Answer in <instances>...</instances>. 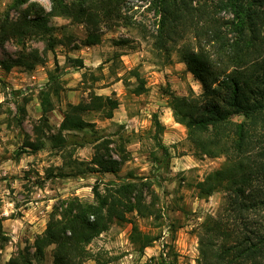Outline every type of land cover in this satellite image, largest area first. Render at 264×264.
Returning <instances> with one entry per match:
<instances>
[{
  "label": "trees",
  "instance_id": "trees-1",
  "mask_svg": "<svg viewBox=\"0 0 264 264\" xmlns=\"http://www.w3.org/2000/svg\"><path fill=\"white\" fill-rule=\"evenodd\" d=\"M157 14V29L152 33L154 50L166 53L168 62L172 52L197 78L203 91L179 96L171 94L170 107L177 122L187 129L195 153L201 156L226 157L223 165L197 182L198 195L207 198L222 191L224 198L216 215L203 222L199 233L198 264H264V0H145ZM24 4L27 6L20 9ZM12 7L21 11L13 17L9 10L0 16V47L12 40L20 47L16 56L0 58L6 72L14 67L32 71L48 60V52L62 43L76 45L73 35H56L54 17L84 24L86 36L81 44L93 46L102 42V26L132 25L127 14L126 0H51L50 9L33 0H13ZM226 11L231 18L217 15ZM192 27L196 44L183 42V34ZM32 40H44L45 48L32 47ZM121 39L116 44H125ZM75 66L84 67L82 58L68 57ZM56 66L58 63L56 61ZM134 92L146 90L145 79L137 69ZM84 78L86 74L84 73ZM60 82L49 71L48 81L39 91L41 116L34 126V136H27L18 152L36 153L47 146L60 152L62 165L57 177L94 176L93 200L79 196L59 199L53 205L46 228L34 241V250H23L16 264H43L46 251L53 248V264H85L95 259L104 264L89 245L109 229L112 222L122 223L130 214L151 216L155 204L146 202L150 183L142 177L124 180L105 179L107 173H118L123 159L114 157L109 145L95 141V151L89 161L72 154V132L94 129V122L85 118L91 111L112 118L119 100L92 92L88 100L67 103L56 133L49 131V115L60 95ZM24 95L22 90H12ZM28 98L16 101L14 119L21 127ZM1 106V104H0ZM12 112V111H11ZM154 136L161 144L165 130L157 113L153 115ZM69 134V135H67ZM48 136V137H46ZM98 140V139H97ZM167 152V149H165ZM53 176V173L52 175ZM4 216L0 211V231ZM131 241L140 251L156 239L133 224ZM143 264H172L161 254Z\"/></svg>",
  "mask_w": 264,
  "mask_h": 264
},
{
  "label": "rangeland",
  "instance_id": "rangeland-1",
  "mask_svg": "<svg viewBox=\"0 0 264 264\" xmlns=\"http://www.w3.org/2000/svg\"><path fill=\"white\" fill-rule=\"evenodd\" d=\"M50 9L51 0H33ZM13 0H0V16L7 10L13 17L20 9L12 7ZM127 14L132 25L102 26V42L93 46L81 44L86 36V26L57 16L52 23L59 27L58 37L72 34L74 43L64 38L48 60L28 71L16 66L6 72L0 67V211L4 216L0 231V264H16L23 250H34L35 238L46 228L53 205L59 199L79 196L93 200L94 176L57 177L62 165L60 152L51 148L48 138L46 148L36 152H18L27 136H34V126L39 123L42 110L39 91L53 71L60 82V95L50 112L49 131L56 133L67 103L88 100L92 92L116 97L120 104L112 118L91 111L85 118L94 122V129L72 132L76 136L70 144L74 157L89 161L95 151V141L106 142L114 157L123 159L118 173H107L104 178L124 180L142 177L150 183L146 202L155 204L151 216L130 214L128 221L112 222L109 229L95 238L89 248L104 264H143L152 256L161 254L172 264H198L199 233L203 222L216 215L224 198L218 191L207 198L198 195L196 184L209 172L220 168L226 160L201 156L195 153L186 127L177 122L170 107L171 94H200L201 82L187 70L177 52L172 61L167 54H157L152 33L157 29L158 16L145 0H126ZM218 17L231 18L226 11ZM194 45V30L187 28L183 34ZM127 39L125 44H116ZM32 47L45 48L44 40H32ZM20 47L12 40L0 47V58L16 56ZM68 57L82 58L84 67L75 66ZM56 61L58 67L56 66ZM137 69L145 79L146 90L134 92L138 79L132 74ZM86 74L85 78L83 74ZM12 90H22L24 95H14ZM26 96V113L20 127L14 114L16 101L22 103ZM12 111V112H11ZM157 113L165 125L160 135L161 144L154 136L153 115ZM69 135V134H67ZM46 136V137H48ZM98 139V140H97ZM167 149V152H165ZM53 173V176H51ZM156 239L140 251L131 239L133 224ZM53 248L46 251L43 264H53ZM85 264H98L89 259Z\"/></svg>",
  "mask_w": 264,
  "mask_h": 264
}]
</instances>
